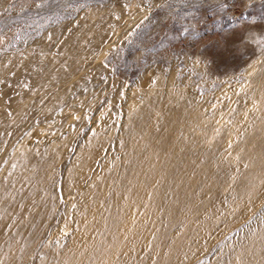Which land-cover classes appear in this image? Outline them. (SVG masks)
I'll return each mask as SVG.
<instances>
[{
    "label": "rangeland",
    "instance_id": "374dc122",
    "mask_svg": "<svg viewBox=\"0 0 264 264\" xmlns=\"http://www.w3.org/2000/svg\"><path fill=\"white\" fill-rule=\"evenodd\" d=\"M0 264H264V0H0Z\"/></svg>",
    "mask_w": 264,
    "mask_h": 264
}]
</instances>
